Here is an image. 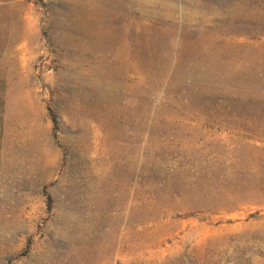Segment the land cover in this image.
<instances>
[{"label": "rangeland", "instance_id": "obj_1", "mask_svg": "<svg viewBox=\"0 0 264 264\" xmlns=\"http://www.w3.org/2000/svg\"><path fill=\"white\" fill-rule=\"evenodd\" d=\"M109 1L0 0V264H264V0H123L94 71Z\"/></svg>", "mask_w": 264, "mask_h": 264}, {"label": "bare ground", "instance_id": "obj_2", "mask_svg": "<svg viewBox=\"0 0 264 264\" xmlns=\"http://www.w3.org/2000/svg\"><path fill=\"white\" fill-rule=\"evenodd\" d=\"M147 1L148 0H128V2H130L129 3L130 5H140V4L145 3ZM102 4H103V8H102L103 10H102V13L100 15L98 14L99 16H96V15L94 16L88 10H81V11L77 10V11H75L74 13H76V14L80 13V16H78L75 20H73L71 22L70 30L68 32H66V35L63 37V39L67 40L68 45H70L68 47H69V49H71L72 52H75V53L83 52V54L88 53L90 58H92L93 61H96V60L98 61V62L96 61L94 63L92 62L94 65H91V67H92L91 69H93L94 71L97 70L98 68H100V64H102L103 67L106 66L107 68H109V66L111 65V64H109V66H108V64L104 63L103 61H100L99 53L102 50H107L108 48L114 47V45L117 43L113 39H110V40L106 39L105 36L108 33H110L112 36H117V33L119 32V26H117V24H118L117 22L119 19L122 18L121 10L125 6V3L123 0H110L109 2H103ZM161 5H163V3ZM106 6H108L107 9H106ZM112 32H114V33H112ZM131 34H132L133 38L135 39L136 43H139L142 41L146 44L147 47H149V46H151V47L152 46H161V44L163 45L165 42L162 40L163 39L162 36H161L162 39L159 37L156 41H153L151 39V37L149 38L148 35L143 34V33H138V32L136 33L132 30ZM136 43H132V44L136 45ZM119 46H120V50H121L120 52L127 51V44L125 42H122L121 45H119ZM77 50H80V51L76 52ZM119 53L115 54L113 58L117 57V55H119ZM83 58L89 59V58L84 57V56H83ZM120 59L122 60V58H120ZM116 61H115V64L112 65L109 69L112 68V70H113V69H115V67L117 69V67L120 66V65L117 66L118 61L117 62ZM92 63H90V64H92ZM121 63H123V62H121ZM124 65H126V64H124ZM99 72H100V70H99ZM107 73L108 72H106L105 74H107ZM115 73H116V71H115Z\"/></svg>", "mask_w": 264, "mask_h": 264}]
</instances>
